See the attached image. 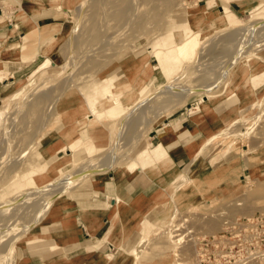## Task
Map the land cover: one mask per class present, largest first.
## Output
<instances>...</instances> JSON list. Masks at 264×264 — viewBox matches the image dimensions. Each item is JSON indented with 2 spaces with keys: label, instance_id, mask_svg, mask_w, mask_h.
<instances>
[{
  "label": "rangeland",
  "instance_id": "374dc122",
  "mask_svg": "<svg viewBox=\"0 0 264 264\" xmlns=\"http://www.w3.org/2000/svg\"><path fill=\"white\" fill-rule=\"evenodd\" d=\"M0 14L23 30L31 62L0 80V264H42L27 249L70 190L133 175L128 162L173 116L199 122L195 149L159 162L146 213L117 252L107 237L90 249L112 264H264V0H0ZM259 214L252 232L229 235ZM226 232L234 255L199 262L195 239Z\"/></svg>",
  "mask_w": 264,
  "mask_h": 264
},
{
  "label": "crops",
  "instance_id": "0c3cea01",
  "mask_svg": "<svg viewBox=\"0 0 264 264\" xmlns=\"http://www.w3.org/2000/svg\"><path fill=\"white\" fill-rule=\"evenodd\" d=\"M1 22L4 19L0 14V80L7 73L10 82V77L28 69L31 62L21 59L25 57L21 50L23 30ZM198 123L189 116L171 117L153 135L155 145L149 142L141 149L143 154L138 160L128 162L136 170L133 175L121 178L116 174L113 179L97 176L91 185L71 189L65 196L66 206L44 224L42 242L34 250L27 249L29 257L42 264H112L105 259L106 251L90 248L107 237L108 249L117 252L115 248L131 231L127 225L146 213L157 187L155 172L162 165L159 162L167 158L176 166L189 158L201 132ZM258 170L264 174V157L258 161Z\"/></svg>",
  "mask_w": 264,
  "mask_h": 264
},
{
  "label": "built area",
  "instance_id": "2783aa9c",
  "mask_svg": "<svg viewBox=\"0 0 264 264\" xmlns=\"http://www.w3.org/2000/svg\"><path fill=\"white\" fill-rule=\"evenodd\" d=\"M263 215L259 214L253 216L251 218H246L245 220L236 221L235 224L232 225V228L229 230V235L235 236L238 238L244 231L249 230L252 232L253 226L258 219H261ZM227 233L214 235L211 237H201L195 239V250L196 255L199 262L210 261L211 259L217 261L219 259H228L234 255L232 248L234 247L235 243L231 240V236H227ZM242 240V239H241ZM244 239L243 241H245ZM248 246H253L258 244V240H254L250 238L246 240Z\"/></svg>",
  "mask_w": 264,
  "mask_h": 264
},
{
  "label": "bare ground",
  "instance_id": "6f19581e",
  "mask_svg": "<svg viewBox=\"0 0 264 264\" xmlns=\"http://www.w3.org/2000/svg\"><path fill=\"white\" fill-rule=\"evenodd\" d=\"M44 13H47V11L45 12L44 11ZM255 23V22H254ZM37 27V26H36ZM39 30V29H38ZM182 50H181V54H187V53H189L190 51H188V49L191 47H193L195 44H196V38L195 37H193L192 39H189V40H186V41H182ZM46 81H47V79H46ZM172 88H174V87H170V88H167L168 90L169 89H172ZM175 90V89H174ZM176 91V90H175ZM153 92V91H152ZM162 92V91H161ZM160 92V93H161ZM162 93H164V92H162ZM151 94V93H150ZM165 94H166V92H165ZM14 95V94H13ZM153 96V95H152ZM178 96H180V95H178ZM153 97H155V96H153ZM159 97H161V95L159 96ZM148 98H149V96L148 97H144L143 99H141V100H139V102H137L136 104H135V106L133 107V108H136V107H138V106H141V104H143L146 100H148ZM152 98V97H151ZM158 98V97H157ZM158 100H161L160 98L159 99H157V102H158ZM150 101V100H149ZM156 101V100H155ZM165 101V100H164ZM161 102H162V100H161ZM160 103V102H159ZM163 103V102H162ZM156 104V103H155ZM90 109H92V107L90 106ZM130 109V108H129ZM139 109V108H138ZM93 110V109H92ZM127 111V110H126ZM132 111V110H131ZM128 112V111H127ZM129 113H131V112H129ZM136 113V112H135ZM137 114V113H136ZM130 115V114H129ZM134 116V115H133ZM127 118V117H126ZM123 120V119H122ZM122 120L119 122V123H121L122 124ZM129 121V120H128ZM127 121V122H128ZM126 122V123H127ZM120 124V125H121ZM119 126V125H118ZM122 126V125H121ZM120 128V127H119ZM118 139V138H117ZM119 141V140H118ZM117 143V141L115 142V144ZM120 143V142H119ZM112 144H113V142H112ZM115 144H114V146H115ZM111 147V146H110ZM115 148V147H114ZM114 148H112V151L115 153L116 151H114ZM108 150H109V148H108ZM113 156V155H112ZM112 156H110V158L112 157ZM116 161V160H115ZM111 164V163H110ZM111 166V165H110ZM94 167H96V164L94 165ZM94 167L92 166V167H88V168H78V169H76V170H73L69 175L67 174V176H64V177H61L59 180H58V178H57V181H55L53 184H51L50 182H48L49 184H51V185H54V184H59V186L61 185V186H64L65 185V183H67L68 181H70V180H72V181H76L78 178V181L79 180H81L82 178L81 177H83V176H86L87 174H90L91 173V171H93V170H95L94 169ZM93 168V169H92ZM97 168V167H96ZM102 168V167H101ZM63 176V175H62ZM81 178V179H80ZM46 184V185H49V184ZM62 184H64V185H62ZM68 184V183H67ZM66 184V185H67ZM65 187V186H64ZM64 187H62V188H64ZM54 188V187H53ZM62 188H60V190L62 189ZM44 189V188H43ZM42 190V189H41ZM51 190H53V189H51ZM37 191V190H36ZM59 191V190H58ZM30 192H32V191H30ZM47 192V191H46ZM49 193V192H48ZM26 194V193H25ZM56 194V193H55ZM24 195V194H23ZM22 195V196H23ZM29 195V194H28ZM40 195V194H39ZM43 195V194H42ZM47 195V194H46ZM52 195V194H51ZM30 197V196H29ZM12 199V198H11ZM23 199H25V198H23ZM13 201V200H12ZM11 201V202H12ZM29 201H31V200H29ZM44 205V204H43ZM36 206V205H35ZM38 207V206H37ZM43 207H40V210H38V212H37V214L41 211V209H42ZM45 208V207H44ZM43 211V210H42ZM41 213V212H40ZM42 214V213H41ZM41 214H39V215H41ZM39 215H36L38 218L40 217ZM36 217V218H37ZM35 218V219H36ZM34 219V218H33ZM37 220V219H36ZM28 225V224H27ZM26 224H25V226H27Z\"/></svg>",
  "mask_w": 264,
  "mask_h": 264
}]
</instances>
